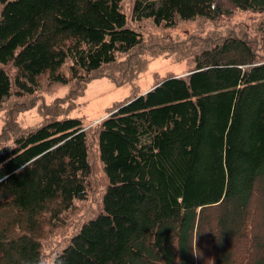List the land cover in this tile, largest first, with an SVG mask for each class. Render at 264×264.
I'll list each match as a JSON object with an SVG mask.
<instances>
[{"label": "trees", "instance_id": "16d2710c", "mask_svg": "<svg viewBox=\"0 0 264 264\" xmlns=\"http://www.w3.org/2000/svg\"><path fill=\"white\" fill-rule=\"evenodd\" d=\"M124 1L0 0V107L17 97L32 108L43 74L121 85L152 57H190L185 75L120 101L92 129L47 112L0 146V264L45 259L44 226L87 197L95 129L100 207L51 264H264V54L238 31L144 35L146 22L214 21L223 1L264 17V0H133L130 16Z\"/></svg>", "mask_w": 264, "mask_h": 264}, {"label": "rangeland", "instance_id": "374dc122", "mask_svg": "<svg viewBox=\"0 0 264 264\" xmlns=\"http://www.w3.org/2000/svg\"><path fill=\"white\" fill-rule=\"evenodd\" d=\"M133 0H125V11L131 14ZM224 13L214 21L196 18L188 21H178L174 28L157 29L150 22L145 25L146 44L171 43L186 40V37L209 34H228L240 32L255 41L258 49L264 54V22L263 15L249 10H241L231 3L223 1ZM151 58V57H150ZM190 57L183 59L175 55L163 53L152 57L146 70L142 71L129 83L115 84L110 78H93L88 82L71 80L68 84L50 82L49 75L39 77L40 93L38 103L32 108L20 111L17 97H10L0 107V146L13 144L16 135L30 127L42 124L51 116L79 117L85 128L92 129L107 116L120 101L135 93H145L159 80L172 74L185 75L190 68ZM125 61V60H124ZM105 69H109L107 66ZM120 65H115L111 71H119ZM67 74V70L63 69ZM102 75V74H98ZM74 89L78 94L70 98ZM36 95V94H35ZM54 115H46L47 112ZM7 132H6V131ZM95 130L91 131L90 149L93 168L89 177L88 194L85 199L78 200L68 211L51 218L42 230V247L44 258L51 264L52 258L66 239L77 229L86 218L95 214L100 207L101 195L106 185L102 164L98 157ZM4 132V135L2 134ZM2 134V135H1ZM6 134V135H5ZM260 209V208H259ZM261 215L260 211L258 213ZM50 217V216H49ZM259 216V220L261 221Z\"/></svg>", "mask_w": 264, "mask_h": 264}, {"label": "clouds", "instance_id": "9594fccd", "mask_svg": "<svg viewBox=\"0 0 264 264\" xmlns=\"http://www.w3.org/2000/svg\"><path fill=\"white\" fill-rule=\"evenodd\" d=\"M40 264H48V261H47L46 259L41 260V261H40Z\"/></svg>", "mask_w": 264, "mask_h": 264}]
</instances>
